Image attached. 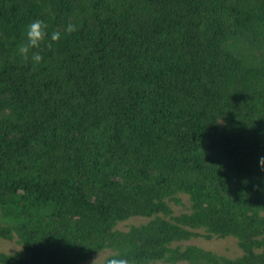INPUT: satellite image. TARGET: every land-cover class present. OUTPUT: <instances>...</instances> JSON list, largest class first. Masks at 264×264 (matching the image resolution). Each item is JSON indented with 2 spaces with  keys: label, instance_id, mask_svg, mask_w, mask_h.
Returning <instances> with one entry per match:
<instances>
[{
  "label": "trees",
  "instance_id": "1",
  "mask_svg": "<svg viewBox=\"0 0 264 264\" xmlns=\"http://www.w3.org/2000/svg\"><path fill=\"white\" fill-rule=\"evenodd\" d=\"M260 157L264 0H0V264H264ZM200 230L243 256L173 248Z\"/></svg>",
  "mask_w": 264,
  "mask_h": 264
},
{
  "label": "rangeland",
  "instance_id": "2",
  "mask_svg": "<svg viewBox=\"0 0 264 264\" xmlns=\"http://www.w3.org/2000/svg\"><path fill=\"white\" fill-rule=\"evenodd\" d=\"M181 203L172 202V210L174 216H180L184 213L191 212V201L189 196L182 194L180 196ZM150 222V219L143 217H135L130 220L120 223L118 230L123 232L130 231L133 227H141ZM189 246H196L205 251L213 252L218 256L230 259H238L243 256L244 252L239 245L238 239L234 237L212 239L206 238V231L200 230L199 236L188 241L177 242L173 244V248L186 249ZM16 252H23V247L18 244L17 240H6L0 238V254H14ZM112 254L111 251H103L96 254L91 260L84 264H105L106 259Z\"/></svg>",
  "mask_w": 264,
  "mask_h": 264
},
{
  "label": "clouds",
  "instance_id": "3",
  "mask_svg": "<svg viewBox=\"0 0 264 264\" xmlns=\"http://www.w3.org/2000/svg\"><path fill=\"white\" fill-rule=\"evenodd\" d=\"M76 30V25L69 22L66 26L65 34H71ZM62 38L59 31H54L49 36L48 25L44 21L38 19L25 27L24 42L18 46L17 53L21 57L28 59L29 53L31 52V61L34 65H38L44 60V57L39 51L41 46L45 45L51 48V42H59ZM33 49H37L38 51H32ZM259 165L261 169L264 170V157H260ZM108 264H129V260L126 258L113 257L108 260Z\"/></svg>",
  "mask_w": 264,
  "mask_h": 264
}]
</instances>
